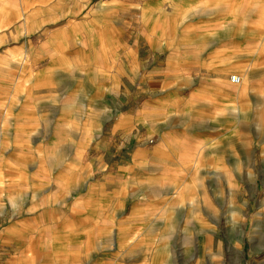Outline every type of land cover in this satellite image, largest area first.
Returning <instances> with one entry per match:
<instances>
[{"label":"crops","instance_id":"1","mask_svg":"<svg viewBox=\"0 0 264 264\" xmlns=\"http://www.w3.org/2000/svg\"><path fill=\"white\" fill-rule=\"evenodd\" d=\"M6 1L0 264H160L161 232L199 227L191 170L246 153L251 124L264 148V0ZM89 113L135 144H104Z\"/></svg>","mask_w":264,"mask_h":264},{"label":"rangeland","instance_id":"2","mask_svg":"<svg viewBox=\"0 0 264 264\" xmlns=\"http://www.w3.org/2000/svg\"><path fill=\"white\" fill-rule=\"evenodd\" d=\"M143 1L150 0H136L137 6H144ZM5 6L15 14L22 11L16 0H7ZM135 12L137 15L138 9ZM134 15L131 11L127 17ZM19 19L9 22L11 35L9 40L0 42V47L3 46L0 52L2 49H14L21 43ZM20 76L21 73L8 72L0 67V88L4 94L8 91L7 84L18 82ZM87 116L88 132L97 126L102 128L101 140L104 144H135L137 134L134 131L120 130L111 135V121L96 124L94 114ZM251 125L249 133L252 135L244 138L246 153L239 150L233 152V160L225 168L191 170V184L184 186L183 194L191 196L195 202L189 201L184 208H194L199 227H191V223L187 222L190 220L185 218L181 231L161 232V247L167 250L168 258L160 257V264H264V152H261L264 148L257 144L259 138L254 134L255 126ZM60 127V124L56 126V134L65 135ZM233 130L239 132V124L234 125ZM78 141L75 140V143ZM88 144H95V137H89ZM168 235L172 239L167 238ZM185 237L189 240L185 241Z\"/></svg>","mask_w":264,"mask_h":264},{"label":"built area","instance_id":"3","mask_svg":"<svg viewBox=\"0 0 264 264\" xmlns=\"http://www.w3.org/2000/svg\"><path fill=\"white\" fill-rule=\"evenodd\" d=\"M229 82L232 84H238L239 83V77L233 74L229 77Z\"/></svg>","mask_w":264,"mask_h":264}]
</instances>
